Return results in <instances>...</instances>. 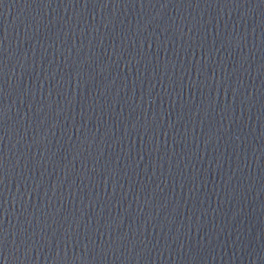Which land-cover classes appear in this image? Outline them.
Segmentation results:
<instances>
[{"label":"water","instance_id":"water-1","mask_svg":"<svg viewBox=\"0 0 264 264\" xmlns=\"http://www.w3.org/2000/svg\"><path fill=\"white\" fill-rule=\"evenodd\" d=\"M0 264H264V0H0Z\"/></svg>","mask_w":264,"mask_h":264}]
</instances>
